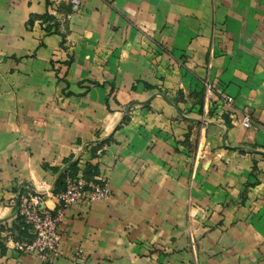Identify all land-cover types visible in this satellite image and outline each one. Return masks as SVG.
Returning a JSON list of instances; mask_svg holds the SVG:
<instances>
[{"label": "crops", "instance_id": "crops-1", "mask_svg": "<svg viewBox=\"0 0 264 264\" xmlns=\"http://www.w3.org/2000/svg\"><path fill=\"white\" fill-rule=\"evenodd\" d=\"M80 1L0 0V264H48L10 243L16 198L78 160L112 194L66 210L49 264H264V0ZM204 78L197 125L174 98Z\"/></svg>", "mask_w": 264, "mask_h": 264}, {"label": "built area", "instance_id": "built-area-1", "mask_svg": "<svg viewBox=\"0 0 264 264\" xmlns=\"http://www.w3.org/2000/svg\"><path fill=\"white\" fill-rule=\"evenodd\" d=\"M74 10H79L80 0H71ZM227 103L233 101L232 96H226ZM243 127L252 126V115L245 113L237 122ZM79 170L75 175H68L64 182V188L54 189L38 188L36 191L20 194L18 202V214L32 230L29 239L13 240L11 245L20 251L35 252L47 263H52L62 255L61 233L59 226L65 218L66 210L80 202H95L107 199L112 194L109 178L102 176L96 178L98 182L89 181L84 175L82 160H78ZM45 196L54 201V206L47 203ZM81 249L76 250V254Z\"/></svg>", "mask_w": 264, "mask_h": 264}, {"label": "rangeland", "instance_id": "rangeland-1", "mask_svg": "<svg viewBox=\"0 0 264 264\" xmlns=\"http://www.w3.org/2000/svg\"><path fill=\"white\" fill-rule=\"evenodd\" d=\"M70 9H71V11H78V10H74L72 3L70 5ZM79 9H80V7H79ZM59 22L63 23V20L59 19ZM64 24H65V22H64ZM63 40H65V38ZM67 55L70 56L69 53H67ZM183 65H184V63H183ZM201 82L203 83V88L201 91H199V92L198 91H189L188 93H186V92H184L183 89H179L176 92V94L178 96L176 95V97L174 98V100L180 99L181 101H183L185 103H191V106L189 108V112H193V110H196L195 112H197L200 116L197 119H195L196 120L195 122L197 123V125H203V124H207L210 122L208 120L210 119V115L212 114V112L210 110L211 98H212L211 92H213L214 88H215L208 78L201 79ZM194 93L196 94V96L193 95ZM198 94H201V96H199ZM145 103L146 102H139L138 104L141 105V104H145ZM205 103H208L209 109L207 111L204 108ZM131 111H132L131 109H127L125 112L122 113L121 116L124 117V119H128L129 115L131 114ZM190 131H191V133L193 132V130H190ZM195 133H196L195 135L197 136L198 130H195ZM207 149H204V146H203L202 151L200 153L202 155L206 154ZM13 240H20V239L17 236H15V238H13ZM80 254H81V251L78 252L77 255H80ZM45 263H47V262H45Z\"/></svg>", "mask_w": 264, "mask_h": 264}, {"label": "trees", "instance_id": "trees-1", "mask_svg": "<svg viewBox=\"0 0 264 264\" xmlns=\"http://www.w3.org/2000/svg\"><path fill=\"white\" fill-rule=\"evenodd\" d=\"M47 19H53V16L47 15ZM53 24L59 25V22L56 21ZM78 170H79V165H78V162H76L75 164H73L71 166V168L69 169V171L63 176L64 180H63V187L62 188H64V182H65L66 177L68 175H75L78 172ZM96 173H97V170L95 168H93L92 166L86 165V167L84 169V175L87 178V180L94 181V182H98V180L95 178ZM19 218H21V220H22L21 223H20V225H23L24 226V229L26 227H30L28 224H26L24 222V220L22 219V217L20 215H19Z\"/></svg>", "mask_w": 264, "mask_h": 264}, {"label": "water", "instance_id": "water-1", "mask_svg": "<svg viewBox=\"0 0 264 264\" xmlns=\"http://www.w3.org/2000/svg\"><path fill=\"white\" fill-rule=\"evenodd\" d=\"M36 186H33V190H36ZM19 197H20V194L17 195V198H16V210H15V213H14V216L18 213V202H19ZM1 222V220H0Z\"/></svg>", "mask_w": 264, "mask_h": 264}]
</instances>
